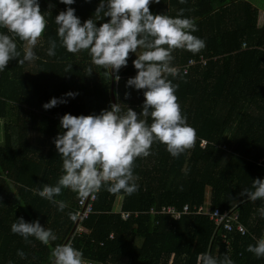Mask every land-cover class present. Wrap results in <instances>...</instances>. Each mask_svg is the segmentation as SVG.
<instances>
[{
	"label": "trees",
	"instance_id": "trees-1",
	"mask_svg": "<svg viewBox=\"0 0 264 264\" xmlns=\"http://www.w3.org/2000/svg\"><path fill=\"white\" fill-rule=\"evenodd\" d=\"M100 0H38L47 20L41 45L34 50L38 59L19 64L16 58L0 71V264H51L50 251L64 244L76 221L81 197L70 189L54 197L66 202L63 211L36 194L45 184L55 185L61 175L62 159L54 139L65 129V114L92 115L110 110L112 74L92 64L87 52L76 54L59 46L55 16L72 7L81 23L92 18ZM96 5V7H95ZM193 18V35L205 41L198 53L175 50L172 65H185L191 58L204 56L206 66H198L180 78L168 77L179 87L178 102L187 123L195 130L194 146L173 157L165 145L154 143L151 154L137 158L133 169L138 191L110 193L102 188L96 194L94 213L81 224L71 245L85 261L98 264H198L201 253L233 264H264L246 251L249 244L264 238V217L255 202L241 196L252 180L264 179V24L259 26V10L248 0H160L152 2V14ZM95 19V17L93 18ZM103 17L96 21L107 22ZM0 32L7 34L6 29ZM57 41L55 56H48L49 39ZM23 57L24 44L16 38ZM246 43V48H244ZM130 53L121 67L116 87L122 111L138 114L144 101L143 90L126 84L136 75ZM72 65L68 72L65 69ZM91 67V74L87 69ZM72 92L76 95L69 97ZM127 94V95H126ZM66 100L45 109L50 99ZM151 123V118L148 120ZM203 140L207 143L204 146ZM200 206L213 211H233L247 233H231L230 244L223 230L207 215H186L180 219L168 214H150L161 207ZM123 213L131 217L123 219ZM135 213H139L135 216ZM23 218L38 221L51 229L55 241L44 245L34 237L26 242L11 232V224ZM111 235L113 238L111 239ZM25 253V258L17 251Z\"/></svg>",
	"mask_w": 264,
	"mask_h": 264
},
{
	"label": "clouds",
	"instance_id": "clouds-1",
	"mask_svg": "<svg viewBox=\"0 0 264 264\" xmlns=\"http://www.w3.org/2000/svg\"><path fill=\"white\" fill-rule=\"evenodd\" d=\"M71 5L75 0H60ZM160 0H100L95 9V19L89 18L81 23L72 7L60 11L54 18L59 46L67 52L76 54L85 51L92 64L105 70L118 72L127 66L130 53L136 54L132 61L136 71L126 84L143 90L144 101L138 114L131 108L122 111L120 103L110 105V110L100 114L72 115L65 113L60 118V126L65 129L54 139L55 147L62 159L61 175L57 183L45 184L37 189L36 194L57 205L63 211L66 202L54 197L67 188L87 197L105 188L110 193L124 192L132 195L138 191L133 169L135 161L151 154L154 143L165 145L173 156H179L191 149L195 143V130L188 125L182 113L176 90L178 84L168 79H183L180 69L172 65L175 50L198 53L205 47V41L192 33L197 26L193 18L183 16L181 8L175 17L152 14L150 4ZM184 4L186 0H179ZM109 17L107 22L97 26L96 21ZM47 27V20L41 12L38 0H0V71L9 61L16 58L19 64L32 62L39 57L33 49ZM16 38L23 42V57L17 49ZM48 56H55L57 41L49 39ZM139 51V54L138 53ZM71 64L65 69L68 72ZM89 67L87 73L91 74ZM186 75V72H185ZM117 75L115 80L118 82ZM74 97L76 94H66ZM127 95V94H126ZM66 100L50 99L43 105L50 109ZM149 117L151 123L148 122ZM250 201L264 200V179L252 180L251 188H244L240 193ZM264 217V207L259 210ZM70 218L75 219L71 213ZM11 232L24 238L34 237L44 245L57 239L51 229L19 218L11 224ZM246 251L257 258L264 257V238L249 244ZM25 258V253L17 251ZM51 264H86L80 250L70 243L57 244L50 251ZM198 264H233L225 255L222 260L208 253H201Z\"/></svg>",
	"mask_w": 264,
	"mask_h": 264
},
{
	"label": "built area",
	"instance_id": "built-area-1",
	"mask_svg": "<svg viewBox=\"0 0 264 264\" xmlns=\"http://www.w3.org/2000/svg\"><path fill=\"white\" fill-rule=\"evenodd\" d=\"M244 47H246V44H244ZM208 64V60L204 56H200L198 59H190L185 65H174L175 67H178L180 69V73L186 72V75L190 73L191 69L193 67H197L199 65L206 66ZM115 73V77H116ZM120 80V79H119ZM116 87L119 84V81L117 82L115 80ZM204 146L206 145V141L203 140ZM96 194H89L87 197L80 198L78 201V210L77 214L75 216V221L80 218V223L75 231V233L82 234L85 232V229L81 225L84 220L88 219L91 214L94 213V202L96 201ZM139 213H135V216H137ZM150 214H168L171 215L172 218L180 219L183 216L186 215H207L210 217L211 220H213L217 226L218 229L222 228L223 234L222 238L225 243L230 244V238L229 235L231 233H240L242 235H245L247 233V229L243 224L239 221V215L234 213L233 211H222L220 209H215L213 211L209 210V208H205L204 206L196 207L192 209L190 206H184L182 209H177L175 206H165L161 207L159 211H154V209L150 210ZM123 219L127 220L131 217L130 213H123L122 214ZM74 233V234H75ZM113 238V235H111V239ZM70 243V241H69ZM71 244V243H70ZM86 264H98L93 261H86Z\"/></svg>",
	"mask_w": 264,
	"mask_h": 264
},
{
	"label": "crops",
	"instance_id": "crops-1",
	"mask_svg": "<svg viewBox=\"0 0 264 264\" xmlns=\"http://www.w3.org/2000/svg\"><path fill=\"white\" fill-rule=\"evenodd\" d=\"M248 1H250L253 5H254V7H257L258 8V10H259V14H260V16H259V26H261V25H263L264 24V0H248ZM95 7H96V5H95ZM46 18V17H45ZM93 18H94V14H93ZM41 42H42V37L40 38V40L38 41V43H37V45L35 46V48L33 49V51L35 50V49H37L40 45H41ZM244 44H246V43H244ZM244 46V45H243ZM247 46V45H246ZM244 48H246V47H244ZM139 51H141V50H138V53L137 54H139ZM199 58V57H198ZM198 58H194V59H198ZM206 58V57H205ZM192 59V58H191ZM207 59V58H206ZM208 61H209V59H207ZM199 66H203V65H199ZM198 67V66H197ZM194 68H196V67H193L192 69H194ZM191 69V70H192Z\"/></svg>",
	"mask_w": 264,
	"mask_h": 264
},
{
	"label": "water",
	"instance_id": "water-1",
	"mask_svg": "<svg viewBox=\"0 0 264 264\" xmlns=\"http://www.w3.org/2000/svg\"><path fill=\"white\" fill-rule=\"evenodd\" d=\"M111 74H112V79H113L112 84H111V99H112L113 104H114V103H117L116 93H115V91H116L115 71L111 70ZM79 223H80V218H78V220L76 221L74 227H72L71 231L69 232V236L66 239V241L64 242V244L65 243H69V241H70L72 235H74Z\"/></svg>",
	"mask_w": 264,
	"mask_h": 264
}]
</instances>
